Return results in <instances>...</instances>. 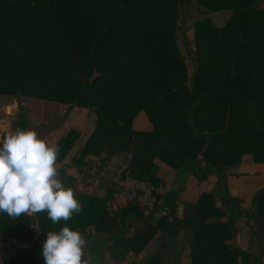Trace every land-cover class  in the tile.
<instances>
[{
	"label": "trees",
	"instance_id": "obj_1",
	"mask_svg": "<svg viewBox=\"0 0 264 264\" xmlns=\"http://www.w3.org/2000/svg\"><path fill=\"white\" fill-rule=\"evenodd\" d=\"M223 10L231 16L217 25L211 14ZM0 95L18 105L11 131L47 133L76 107L94 124L49 142L82 211L59 224L0 213V235L28 245L0 264H44L47 231L65 224L89 242L92 264H264V189L244 210L228 184L243 156L264 163V0H0ZM141 110L150 131L133 128ZM156 159L179 185L217 180L183 199ZM118 179L147 186L151 205L137 189L115 208L130 191Z\"/></svg>",
	"mask_w": 264,
	"mask_h": 264
},
{
	"label": "clouds",
	"instance_id": "obj_2",
	"mask_svg": "<svg viewBox=\"0 0 264 264\" xmlns=\"http://www.w3.org/2000/svg\"><path fill=\"white\" fill-rule=\"evenodd\" d=\"M60 151L58 144H50L30 127L0 137V213L18 219L46 212L59 224L82 211L73 188L61 179ZM42 245L44 264H92L85 258L84 236L66 224L47 231Z\"/></svg>",
	"mask_w": 264,
	"mask_h": 264
},
{
	"label": "rangeland",
	"instance_id": "obj_3",
	"mask_svg": "<svg viewBox=\"0 0 264 264\" xmlns=\"http://www.w3.org/2000/svg\"><path fill=\"white\" fill-rule=\"evenodd\" d=\"M231 11L230 10H223L220 11L218 13H212L211 14V18L213 20V22L217 25H223L227 20L228 17L230 16ZM185 22H181L179 24V27L181 30H184L186 25L184 24ZM189 34L193 33V28L190 27L189 28ZM189 62H190V58H189ZM18 111V105L17 103H11L8 101V99L4 96L0 95V137L4 132H9L11 131V119L14 117L15 113ZM86 109L83 108H79L76 107L72 113L66 117L61 123L54 125L52 127L49 128V133L46 134L43 130H41L38 126L33 125L30 128L36 130L39 134L40 137L46 139L48 137V139H58L59 137H61L62 135H65L68 130L72 127L78 128V129H91L93 127V121H91L89 118H86ZM141 116L138 117L136 124L138 125V121L141 119ZM145 117V116H143ZM146 118V117H145ZM147 121V123L150 124L149 120L146 118L145 119ZM87 126V127H86ZM74 154H76V152H73ZM73 153H71V155H74ZM252 159V157L250 155H248V157H246V159ZM68 160V159H67ZM113 161L115 162V164L113 165L114 168L117 169L118 165H121V160H119V162H116L115 159H113ZM124 163H122L123 165ZM119 165V166H120ZM121 165V168H122ZM118 169L119 172L122 171V169ZM255 170H258L255 172ZM73 173L76 172V170L73 168L72 169ZM233 171L235 173L229 174L228 178L231 179V188L233 189V191L230 188L229 185V189L231 193L234 194H242V191L245 192L244 195L248 196V201H247V207L244 206V204L242 205L243 209H248L251 207V205L253 204V200L256 196V194L261 191L262 189H264V173H261V171L259 169H253L252 167L249 166H245L244 168L241 170L240 173H236L238 171V168H233ZM93 175L89 177L91 182H95L96 181V177L95 175L97 174V172H95V170H93L91 172ZM191 175H189V178L187 181V187L184 190V192H182V196L186 197V198H192V197H196L198 195V193L201 190L204 189H209L211 187V182L210 183H206V184H198L196 185L194 182L193 177H190ZM243 176L244 180L242 183H239L240 177ZM239 179V180H238ZM118 181L121 183V181H126L125 185L127 187L128 190H130L129 192L125 191L122 194H119L116 196V199L114 201L113 206L119 207L121 205H125L127 200L130 199L131 197H135L137 189H141L146 191V193H144V195H141L139 197L140 201L142 203L144 202H149V205H151V201L153 200V197L149 196V188L147 189L146 186L144 185H139V183L135 180L132 179H126V180H119ZM138 183V184H137ZM168 183V182H167ZM167 186V184H166ZM197 186V188H196ZM174 187V186H173ZM238 188L239 192L236 191ZM167 189V187L165 188ZM87 190H90V188H87ZM240 244L243 246H246V241L247 238L246 236L241 237L240 239ZM94 257V251L91 249V246L89 245V242L86 241V246H85V258H90L92 261V258Z\"/></svg>",
	"mask_w": 264,
	"mask_h": 264
},
{
	"label": "crops",
	"instance_id": "obj_4",
	"mask_svg": "<svg viewBox=\"0 0 264 264\" xmlns=\"http://www.w3.org/2000/svg\"><path fill=\"white\" fill-rule=\"evenodd\" d=\"M231 11V10H230ZM220 12V11H219ZM216 13H218V12H216ZM215 13V14H216ZM230 16H231V14H230ZM229 16V17H230ZM228 17V18H229ZM181 23V22H180ZM189 26V28L191 27L190 25H188ZM189 32V29H188V31H187V35L186 36H188L189 38H191V39H193V37H194V32L192 33V34H189L188 33ZM184 40H185V35L183 36H181V37H179V44H180V47H181V50H182V52H183V54H184V56H185V58H186V64H187V67H188V69H189V72L192 74V72H193V65H192V61L190 60V62H189V56H188V52H187V50H186V48H185V45H184ZM83 109H86V117H85V119L86 118H88V113H89V110L87 109V108H83ZM139 116H141L140 118V120L138 121V125L136 124V121H137V119H138V117ZM143 116H145L148 120H149V122H150V124L149 123H147V121L145 120L146 118L145 117H143ZM89 119H91V118H89ZM133 128L134 129H137V130H144V131H150V130H152L153 129V124H152V122H151V120L149 119V117H148V115H147V113H146V111L145 110H141L137 115H136V117H135V119H134V121H133ZM50 132V131H49ZM49 132H47L46 134H48ZM5 133H7V132H5ZM46 140L48 141V142H50V143H54L55 141H56V139H48V137L46 138ZM251 156V155H250ZM246 157H248V155H245V156H243V159H242V161H241V163L238 165V166H236L237 168H238V171L236 172V173H240L241 172V170L244 168V165L246 166H249V167H252L253 169H259L260 171H261V173H264V163H256V162H254L253 161V158L252 159H246ZM252 157V156H251ZM155 162L160 166V175L165 179V182H166V184H167V189H170V188H184L183 190H182V192H184V190L186 189V187L188 186L187 185V181H186V184L184 183L183 185H179V182L177 181V178H176V174H177V172H176V170L175 169H173V168H171V167H169L167 164H165L164 162H162L161 160H159V159H156L155 160ZM236 167H234V168H236ZM256 171H258V170H255V172ZM232 173H235L234 171H233V168L232 169H230V171H229V174H232ZM189 175H191L190 177H193V178H195L194 179V183L196 184L197 182V184L196 185H198V184H206V183H212L211 184V187L209 188V189H204V190H201L199 193H198V195L196 196V197H192V198H186V197H183L181 194H182V192L180 193V196H181V198H183V199H188V200H195V199H197V197L202 193V192H204V191H209V190H211L212 189V187L214 186V184H215V182H216V180H217V177L215 176V175H211L210 177H209V179L208 180H206V181H199L193 174H189ZM189 175H188V177H187V180H188V178H189ZM81 178V177H80ZM240 179H242V180H240V182L239 183H242L243 182V180H244V178H243V176H241L240 177ZM231 179H229L228 178V184L230 185V188H231V181H230ZM239 180V179H238ZM210 181V182H209ZM168 182V183H167ZM139 183V182H138ZM137 183V184H138ZM139 185H142L141 183H139ZM145 186V185H144ZM174 186V187H173ZM147 187V186H146ZM165 187V188H166ZM87 188H90V190H87ZM196 188H197V186H196ZM83 189L85 190V191H87V192H90L91 190H92V187H90V186H88V187H86V186H84L83 187ZM147 189H148V187H147ZM166 189V190H167ZM231 190L233 191V189L231 188ZM236 191H238L239 192V190H238V188H237V190ZM244 193L245 192H243L242 191V194H239V195H237V194H234V193H232L234 196H238V197H241V198H243V202H242V205L244 204V206L245 205H247V201H248V196H245L244 195ZM117 195H119V194H116V196ZM245 207H247V206H245ZM242 209H243V207H242ZM244 210H246V209H244ZM28 247V245L27 244H25V243H22V242H20L19 240H17V239H14V238H10V237H5V236H2V235H0V262L1 263H6V261H7V259L10 257V255L12 254V252H14L15 250H18V249H21V248H27ZM147 253V251H144V253L143 254H146ZM184 259H185V261H188L189 260V256H188V250L186 251V254H185V257H184Z\"/></svg>",
	"mask_w": 264,
	"mask_h": 264
},
{
	"label": "water",
	"instance_id": "obj_5",
	"mask_svg": "<svg viewBox=\"0 0 264 264\" xmlns=\"http://www.w3.org/2000/svg\"><path fill=\"white\" fill-rule=\"evenodd\" d=\"M5 134H6V133L4 132V133L1 135V137L4 136ZM160 215H161V213H158V214H157V216H160Z\"/></svg>",
	"mask_w": 264,
	"mask_h": 264
}]
</instances>
